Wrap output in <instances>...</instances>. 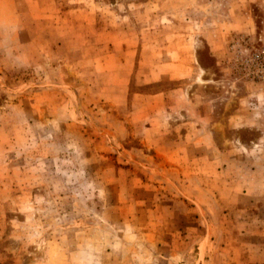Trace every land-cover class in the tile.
<instances>
[{
    "label": "rangeland",
    "instance_id": "rangeland-1",
    "mask_svg": "<svg viewBox=\"0 0 264 264\" xmlns=\"http://www.w3.org/2000/svg\"><path fill=\"white\" fill-rule=\"evenodd\" d=\"M0 264H264V0H0Z\"/></svg>",
    "mask_w": 264,
    "mask_h": 264
}]
</instances>
